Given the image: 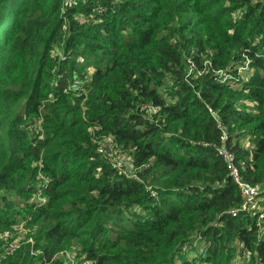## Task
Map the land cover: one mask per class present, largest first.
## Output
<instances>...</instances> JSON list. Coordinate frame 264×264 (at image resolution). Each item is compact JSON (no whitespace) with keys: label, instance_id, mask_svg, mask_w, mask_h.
Here are the masks:
<instances>
[{"label":"trees","instance_id":"16d2710c","mask_svg":"<svg viewBox=\"0 0 264 264\" xmlns=\"http://www.w3.org/2000/svg\"><path fill=\"white\" fill-rule=\"evenodd\" d=\"M209 107L262 192L264 0H0V233L23 219L42 244L2 264H66L74 241L93 264H264Z\"/></svg>","mask_w":264,"mask_h":264},{"label":"rangeland","instance_id":"374dc122","mask_svg":"<svg viewBox=\"0 0 264 264\" xmlns=\"http://www.w3.org/2000/svg\"><path fill=\"white\" fill-rule=\"evenodd\" d=\"M248 71L249 68L247 67V69L243 71V76L246 77L248 75ZM41 126L42 123H39L38 126L34 129L35 134L37 133L44 134V131L42 130ZM243 141L246 147L248 148L252 147L250 138L244 139ZM110 153L111 156L106 157V160L110 164L118 165L119 163H121V169H117L119 172H121L127 177L138 179L139 168H137L134 165V160L130 152H126L121 148V146H117L116 148H112ZM38 232H39V228L37 226L30 227L25 223V220L23 219L15 223L11 230L1 232L0 233V264H2V261H4L7 255H9L8 253L10 252H8L7 249L8 247H10V245H13L15 249L14 252L12 253H16L19 250H24L26 247V250H29L30 255L36 254V252L34 251L35 245L37 243H40V245H42L41 242H38L37 240ZM72 243L73 244L71 245L70 249L65 250V252L68 253L76 261L86 260L83 259L82 256L81 257L77 256L79 255L78 253L80 252L79 245L76 244L75 241ZM247 253L248 251H245L242 255L239 253L234 260V264H247V262L250 259ZM196 254H198V257L202 256L201 253L198 251L188 250L184 253L182 258L183 260L190 261L194 256H196ZM65 257L63 256L57 259H61L65 261L64 259ZM196 264H201V263H196Z\"/></svg>","mask_w":264,"mask_h":264},{"label":"built area","instance_id":"2783aa9c","mask_svg":"<svg viewBox=\"0 0 264 264\" xmlns=\"http://www.w3.org/2000/svg\"><path fill=\"white\" fill-rule=\"evenodd\" d=\"M248 66L243 67L242 69L239 70V74L243 76V71L247 69ZM192 71V67L189 69ZM217 74L222 75L223 72L219 71ZM245 77V76H243ZM230 77H225L226 79H229ZM75 90H78L80 92H84V88L79 85L78 83L75 85ZM148 114H152L156 111L155 107L152 105H149L147 107ZM208 111L210 115L215 119L217 122L218 128L221 130V146L218 149V154L221 156L224 161L226 162L228 168H229V173L231 178L235 181V183L238 184L240 187L241 195L243 197V203H242V209L244 211H247L248 213L258 216V221L261 223V221L264 220V196H261V193H264V190L262 192L260 191V186L259 185H251L246 182H244L241 178L240 175V169L236 165V156L234 152L226 145V141L229 137L228 129L227 127L224 126L222 123L218 112L213 109V108H208ZM119 146L116 141L114 140L113 137L109 136L105 139V141L98 146L97 152L100 153L105 159L108 156H111V149L116 148ZM114 169H121V163L118 165H112ZM234 214H236V211H233ZM8 253L9 255L14 254V246L10 245L8 247ZM40 253V252H39ZM37 253V254H39ZM249 255V252L247 253ZM65 257V262L66 264H93L92 261L89 260H84V261H76L74 260L68 253L65 251H62L54 256V258H60V257ZM250 258V256H249ZM194 264V263H192Z\"/></svg>","mask_w":264,"mask_h":264}]
</instances>
